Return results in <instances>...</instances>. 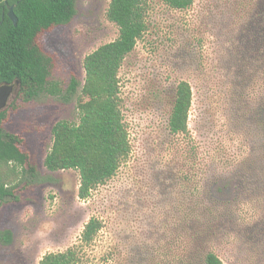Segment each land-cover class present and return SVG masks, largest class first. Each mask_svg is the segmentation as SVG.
I'll use <instances>...</instances> for the list:
<instances>
[{"label": "rangeland", "instance_id": "374dc122", "mask_svg": "<svg viewBox=\"0 0 264 264\" xmlns=\"http://www.w3.org/2000/svg\"><path fill=\"white\" fill-rule=\"evenodd\" d=\"M148 2L147 31L117 75L131 152L85 200L77 171L50 172L44 160L52 127L78 123L85 57L118 37L110 0H76L72 20L39 38L63 93L25 100L16 91L5 109L3 131L29 162L14 199L0 203V264H40L72 247L79 264H167L205 220L223 264H264V0H194L186 10ZM181 81L193 96L188 134L173 136ZM91 219L101 229L85 245Z\"/></svg>", "mask_w": 264, "mask_h": 264}, {"label": "trees", "instance_id": "16d2710c", "mask_svg": "<svg viewBox=\"0 0 264 264\" xmlns=\"http://www.w3.org/2000/svg\"><path fill=\"white\" fill-rule=\"evenodd\" d=\"M160 1L175 10H186L194 2ZM8 2L16 4L14 14L18 21L13 26L6 15L2 17L0 3V85L17 81L18 95L25 100L40 95L62 96L60 85L50 77L53 60L43 51L39 38L72 20L76 0ZM148 9V0H110L106 17L118 28V37L98 47L83 61L85 77L77 103L78 123L59 121L52 127V146L44 166L50 172L77 171L81 200L111 179L131 152L117 75L126 56L147 31ZM77 85L76 80H71L69 91L75 93ZM192 98L190 84L179 82L167 122L169 134H188ZM5 115V110L0 112V203L14 199L15 181L29 162L28 154L20 148L19 138L3 131ZM221 217L219 214L213 221ZM211 224L212 220H205L195 242L167 264H223L205 238L212 231ZM100 229L101 222L91 219L83 228L81 243L89 245ZM79 261L78 252L72 247L64 252L46 254L40 264H79Z\"/></svg>", "mask_w": 264, "mask_h": 264}, {"label": "water", "instance_id": "95a60500", "mask_svg": "<svg viewBox=\"0 0 264 264\" xmlns=\"http://www.w3.org/2000/svg\"><path fill=\"white\" fill-rule=\"evenodd\" d=\"M7 5V0H4ZM16 4L7 6V14L6 16L12 22L13 26L17 25V18L14 14V8ZM18 82L16 81L13 84H2L0 85V112L4 111L7 108L9 100L17 91Z\"/></svg>", "mask_w": 264, "mask_h": 264}, {"label": "flooded vegetation", "instance_id": "af4514ba", "mask_svg": "<svg viewBox=\"0 0 264 264\" xmlns=\"http://www.w3.org/2000/svg\"><path fill=\"white\" fill-rule=\"evenodd\" d=\"M8 1L9 0H7V5H6L4 0H0L2 17L7 14V6L10 5Z\"/></svg>", "mask_w": 264, "mask_h": 264}]
</instances>
